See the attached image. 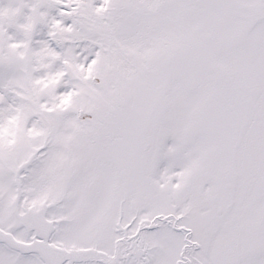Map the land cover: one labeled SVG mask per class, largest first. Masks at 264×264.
I'll return each mask as SVG.
<instances>
[{"label":"snow or ice","instance_id":"6c2138e0","mask_svg":"<svg viewBox=\"0 0 264 264\" xmlns=\"http://www.w3.org/2000/svg\"><path fill=\"white\" fill-rule=\"evenodd\" d=\"M0 264H264V0H0Z\"/></svg>","mask_w":264,"mask_h":264}]
</instances>
